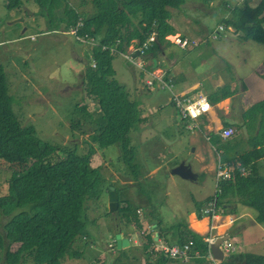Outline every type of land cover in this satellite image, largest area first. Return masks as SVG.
I'll return each mask as SVG.
<instances>
[{
  "label": "trees",
  "instance_id": "obj_1",
  "mask_svg": "<svg viewBox=\"0 0 264 264\" xmlns=\"http://www.w3.org/2000/svg\"><path fill=\"white\" fill-rule=\"evenodd\" d=\"M32 1L48 17V29L55 26L51 17L57 18L56 27L64 24V29L82 20L78 34L98 41L91 48L94 67L87 63L83 72L86 93L97 100L98 109L94 114L83 115V122L71 121L76 137L79 132L89 134L84 142L86 153L79 155L76 144L68 148L44 142L32 125H22L14 113L5 70L0 64V168L11 173L6 192L0 194V218L5 217L0 228V264H65L66 258L73 255V247L87 233L88 201L99 199L113 185L100 170L91 168L92 157L115 147L119 150L117 160L127 169H133L136 159L130 132L142 121L137 102L130 100L125 87L113 78L112 56L101 45L115 43L117 38L126 43L135 38L142 43L155 31L157 39L148 54L156 56L157 50H164L163 43L172 42L167 35L176 32L171 9H179L187 0H79L78 6L69 0ZM238 3L226 5L219 22L227 29L235 28L240 39L264 43V0ZM23 4L22 0H6L5 5L13 9ZM219 89L221 93L212 97L213 103L230 95L227 85ZM241 126L250 133L249 149L237 158L240 168L235 170L233 179L219 181L217 203L238 197L255 210L257 221L264 222V175L259 172L264 158V99L244 108ZM197 203L200 206L202 201ZM123 216L142 230L143 221L136 206L130 201L120 206L117 198L115 220ZM152 216L148 215L157 223L167 245L188 244L190 259L204 264L207 244L186 221L168 224L161 215ZM153 243V236L147 234L144 244L151 264L174 260L168 252L154 250ZM14 244L18 246L12 249ZM223 263L264 264V254L241 252L229 255Z\"/></svg>",
  "mask_w": 264,
  "mask_h": 264
},
{
  "label": "rangeland",
  "instance_id": "obj_2",
  "mask_svg": "<svg viewBox=\"0 0 264 264\" xmlns=\"http://www.w3.org/2000/svg\"><path fill=\"white\" fill-rule=\"evenodd\" d=\"M22 1L29 7V9H25L26 12H24V8L21 11L19 7L7 9L3 5V0H0V40H11L9 38L28 35L40 29L55 33L57 31L60 33L61 29H64L62 28L64 24L56 27L57 18L55 17H51L53 25L55 26H53V29H48V17L41 13L39 7L31 4V0ZM238 1L192 0L179 9H171L175 31H182L183 34L188 31V37H195L191 41L188 37H183L181 33H178L181 38H186L187 42L189 41V48L183 49L185 46L180 48V45L175 42V35L177 33L168 34L167 38L174 43H163L162 48H165L167 55L164 56L161 51L157 50L156 57L160 60V67L165 65L166 68L171 69L172 65H175L174 72H176L177 81L181 79L188 82L201 80V84L204 86L203 92L211 102L213 96L221 93V89L216 88V85L221 84L216 83L217 81L211 84L207 79L217 78L222 81V86L227 85L229 88H234L236 85L235 81H237L238 77V92H241V97L239 102L236 103L234 101L236 106L231 110V114L236 119L231 120L240 124L242 118L239 114L237 115V110L242 106L244 110V108L252 103L264 99V43L251 39H240L238 32L234 30L235 28L227 29L222 22H219L223 18V8L226 5L235 6ZM248 1L250 4H253L257 0ZM78 2L79 0H74L70 3L78 6ZM240 5H243V2ZM33 12H35L34 17H32ZM17 19H24V22L15 21ZM25 27H27V30L22 34L21 32ZM59 33L53 38L46 40L42 38V35L33 37L35 38L34 40L33 38L32 40L25 38L29 45L35 44V48L29 51V58L26 62L24 60L25 63L21 67H17V70L12 69L11 71L5 69V75L7 83L8 81L12 82L8 83L9 92L12 97V108L20 123L22 125H32L39 139L44 142L57 147L67 146L68 148H74L72 146L75 142H73L72 137H76V133L72 131L71 121L83 122L84 112L80 114V110L76 106L81 102H86V95L81 91L83 89L86 92V83L84 73L81 75V81L79 82L77 73L79 63L70 54V51L73 50L71 42L63 38V36H67L68 34ZM193 42L199 43V45H194L195 43L193 44ZM2 48L4 46H1ZM12 48L13 46H11ZM6 53L10 57L13 55L11 51ZM146 56H150V54ZM171 59H175L174 64H172L173 61ZM11 61L13 62L14 59H11ZM116 61L122 66V69H127L120 58H117ZM117 69H119V66H117ZM152 74H156V72L154 71ZM243 88H245L244 91H242ZM174 89L176 90V86ZM37 90H40V93ZM41 94L45 96L42 100L45 105L43 108L37 107L39 100L37 96H41ZM167 95L168 91H163L160 105L164 107L159 108L160 111H157V106L151 101L149 102V99L142 98L144 102L148 101V108L151 110V114L148 113L150 120L153 118L156 119L158 122V127H156L160 128L161 131L153 132V128H146L140 134L143 136V150L138 148V141L133 143V147L137 149L136 156L142 155L154 166L158 158L162 155L172 156L174 153L176 156L173 159V164L179 165L184 162L185 164L191 165L192 170L196 172V144H193L191 139H193L197 132L201 133L208 122L207 116H200L195 121L186 122L185 120H181L180 115H177L178 110H174L171 104L167 102ZM30 97L35 98V101L32 100L31 106L28 107L27 102ZM227 101L228 99L222 101L220 105ZM87 102L89 103L88 107H94L92 105L94 102L89 100ZM212 104L213 108H215L213 102ZM81 106L84 105H79L78 108H82ZM89 111L94 112V108ZM218 113L223 114L220 109ZM180 123H186L188 125L195 124V131L177 128L176 124L179 125ZM171 127L174 128V133H176L173 140L169 139V135L172 133ZM231 127H235L237 134L239 130L238 126L233 124ZM240 127L243 132V126ZM78 135L79 139L85 141L88 139L89 134L79 132ZM153 135L156 136V141L161 140L160 142L162 143L168 142L170 149L167 150L164 145L163 147H160L162 145H158L156 149L152 148L151 152H148L147 147L150 145ZM215 136L219 139L217 134ZM237 136L235 146L239 147L240 145V149H244V151L248 150L249 144L247 143V139H249V136L245 137L243 133L241 136ZM210 139V145L218 150L220 157L224 161L227 155L223 148V142L220 139V141L213 139L212 134H210ZM75 150L80 155L87 152V147L83 145L80 149ZM152 151H155L154 155ZM178 151L180 155H177ZM221 152H224V154H221ZM93 158L90 162L91 168L100 170L105 177L109 178L108 180L113 183L112 186L118 198L122 197V195H119L122 191L118 190L115 177L117 171L122 170L125 164H121L117 160L118 153H116V148L112 147L104 151H99V154H95ZM172 170H169V172ZM10 175V171L3 167L0 168V194L6 192V181L10 178ZM166 177H169V174L165 170H162L158 175L153 177L154 180L149 179L145 181L147 188L143 190L146 193L144 194L143 200L145 202L147 200L150 201L148 206L154 215H162L167 221L174 222L181 218L183 210L188 212L193 208L190 196L194 190H173V188L167 190L168 183ZM153 184L156 185L153 186ZM133 191H140V187L138 190ZM195 194H197V190ZM87 205L86 231L87 228L89 231L91 227L94 228L97 232L94 243L99 248H104V254L98 257L95 255L92 258L84 255L79 262H84V264H97L99 262L101 264H113L109 262L111 254L105 251L108 250L107 245L110 238L107 236V232L103 235L99 232L104 230V223L112 220L111 218H113L115 210L112 212L113 214L107 212L109 211L108 196L105 192L101 194L99 199H90ZM4 220L5 217L0 218V228ZM241 242V250L246 253L258 254L254 248L255 243L245 241V244H243L242 238ZM241 242L238 241L235 243L237 246H240ZM17 246L18 244L12 245V249H15ZM115 252L116 254H120L118 255L120 257L114 261V264H131V260L135 254L134 251L120 253L118 249H115ZM179 264H187V262L180 260ZM204 264L209 263L206 261Z\"/></svg>",
  "mask_w": 264,
  "mask_h": 264
},
{
  "label": "crops",
  "instance_id": "obj_3",
  "mask_svg": "<svg viewBox=\"0 0 264 264\" xmlns=\"http://www.w3.org/2000/svg\"><path fill=\"white\" fill-rule=\"evenodd\" d=\"M70 2L74 0H69ZM192 0H187L184 5H187ZM3 5L6 7V0H3ZM29 2V1H28ZM32 2V3H31ZM239 3L241 2L238 1ZM31 4L36 5L33 3V1H30ZM21 11L24 12L25 9H29L28 6L24 3L21 7H19ZM8 9V8H7ZM35 12L32 13V17H34ZM31 17V18H32ZM15 21H21L24 22V19H17ZM27 30V27H25L22 30V34ZM186 31L184 34L182 31H176L175 34L178 35V33L183 35V37H188ZM57 33H59L57 31ZM57 33L48 31L46 32L45 29H40L37 32L30 33L28 35H20L14 38L3 39L0 40V64L3 65L4 70L11 71L12 69L17 70V67H21L23 63L27 61L29 58V51L35 48V44L29 45L28 42H26L27 39L30 38L32 40L33 37L37 35H42L43 39H51ZM60 34V33H59ZM58 34V35H59ZM192 37V38H191ZM188 37L189 40H193L195 36ZM63 38H66L71 42L72 49L70 51V54L73 55L74 58H76V61L79 63L77 73L79 76V82L81 81L80 77L84 72L85 66L90 64L93 66L94 61L91 57V48L92 45L97 44L98 41L94 40L95 43H89L85 41L79 40L74 35H67L63 36ZM35 38H33L34 40ZM19 41V42H18ZM198 42V41H197ZM195 42H193L194 44ZM6 44H12V45H6ZM114 44V43H111ZM109 44V45H111ZM177 44V43H176ZM107 44H102L103 49H107ZM140 42H138L135 38H132L129 42H121V46L119 48V52H110L109 54L112 56L111 59V68L114 72L113 78L116 79L119 83H121L128 95L129 99L132 101L137 102V107L139 110V117L142 119V121H139L130 132L131 137V144L133 146V143L138 141V148L140 150H143L144 145L142 142L143 136L140 135L146 128H153L154 131H161L158 127V122L156 119L150 120V116H148V113L151 114V110L148 108V101L144 102L142 98L149 99V102L151 101L154 103L157 107V111H160L159 108H163L164 106L160 105V99L163 96V91H168V95L166 96L167 102L171 104L174 110L176 109V106L173 102V93L168 87H161L159 83L156 82L155 86H149L147 83V80L150 78H154L151 74L152 72H156L158 75H164V78L168 80H165L169 82L170 85H172V90L176 94H195L196 92H203L204 86L201 84V80H196L192 82L184 81V80H176V72H174L175 65H172L171 69H168L165 67V65H162V67L159 66L160 60L158 57L154 56L153 53L150 54V59L146 56H140L138 53ZM179 45V44H178ZM194 45H199V43H195ZM1 46H4V48L1 49ZM11 46L13 48L11 49ZM189 42L185 45V48H189ZM182 48V46H180ZM161 51V53L166 56L165 48ZM13 53L12 57H10L6 52ZM20 56H22L20 58ZM117 58H120L122 60L123 65L126 66L127 69H122V66L118 64L116 61ZM154 58H157V67L154 68ZM11 59H14L12 62ZM25 60V62H24ZM172 60V59H171ZM140 61H145V68L147 71H144L142 68H138V64ZM148 61H153L152 65H149ZM174 64L175 59L172 60ZM93 62V63H91ZM117 66H119V69H117ZM94 67V66H93ZM5 70V72H6ZM151 72V73H149ZM211 84L216 82L221 85H216V88H220L222 86V81L220 79H207ZM78 82V83H79ZM235 87L230 88V95L224 99L219 100L218 102L214 103L215 108H212L209 114H207V124L202 129L201 133H196L193 139H191V142L193 144H196L195 147V156H196V165L197 170L194 172L191 168V165H188L191 169L192 174L194 175V178L192 180L183 179L175 174H173V170L176 169L179 165L173 164V159L175 158V154L173 155H162L158 158L156 164L153 166L151 163H149L142 155V158L140 156H136V159L134 160V167L133 169H127L124 167L122 170L117 171V175L115 177L118 190L122 191L119 195H122V197L119 198V200H122L120 202V206H124L127 201H130L133 205L136 206L138 210V214L140 218H142L143 226L142 230H138V228L135 227L133 223L130 222L128 218L125 216L121 217L120 220H114V214L109 211L110 214H113L112 220L104 223V230L102 232H99L100 234H104L107 232V236L110 238V241L107 245L108 250H105L106 252H109L111 254L109 258V262H112L114 264L115 260H118L120 254H116L115 249H118L120 253H125L128 251H134V256L131 260V264H151V259L148 257V251L146 250V245L144 244V238H146L147 234H151L154 239V243L151 244V247L154 248L155 245H161L162 243H165L162 237L160 236V228L158 227L155 220H150L148 215H154L152 213L151 208L148 206L150 204V201L143 200L144 194H146L143 190L146 187L145 181L149 179H153L155 175H158L162 170H165L166 173L169 174V177H166L167 183H168V189L173 188V190H194V194L192 193L191 198V205H193V208H191L190 211L186 212L183 210L181 214V218L179 220H184L187 222L188 226L193 230L194 232L198 233L203 237L208 230L210 218L208 215L203 214L202 212V206L206 202L205 200L209 198L212 194H214L215 191H218V183L216 180V170H217V164L218 160H220L221 163L227 164L230 167L235 166V161L237 158L240 157L241 154H243L244 149H240L239 147L235 146V140L237 135H243L245 137L249 136L250 133L245 129L243 126V132L241 123L238 124L235 121L231 119H236L233 114H231V110L234 109L236 106L235 102H239L240 100V94L241 92H238V77ZM8 83H12L8 81ZM176 86V90L174 87ZM245 88H243L242 91H244ZM40 93V90H37ZM82 93L86 95L85 101L81 102L76 106L77 109L80 110V114L84 112V116H87L89 114H94L97 112L98 109V103L96 99L91 98L88 96V94L81 89ZM205 94V93H204ZM219 95V94H218ZM207 97V96H206ZM39 98L37 107L43 108L45 105L42 102V100L45 98L44 94H41V96H37ZM208 98V97H207ZM35 99V98H34ZM33 97H30L27 106H31L32 100L35 101ZM228 99V101L224 104H221L222 101ZM235 99V100H234ZM94 102L92 105L94 107H88L89 103L87 101ZM209 100V99H208ZM210 101V100H209ZM235 101V102H234ZM211 102V101H210ZM212 103V102H211ZM241 103V102H240ZM239 103V104H240ZM79 105L82 108H78ZM94 108V112H90V109ZM242 108V109H241ZM89 109V110H88ZM219 109L222 110L223 114H219ZM242 112H243V106L240 107L237 110V115L239 114L242 118ZM177 115L179 116L178 112ZM180 117V116H179ZM228 118V119H225ZM188 122V121H186ZM238 126L239 130L237 134L234 137H231V139L223 142V148L225 149L226 157L223 161L222 158L219 156L218 150L214 148L212 145H210V134H212L213 139H217L215 136L217 134V131L225 126H231V125ZM157 126V127H156ZM160 126V125H159ZM177 128H181L187 131H195L194 128H189V125L186 123H180L177 125ZM235 128V127H234ZM200 129V127H199ZM134 130V131H133ZM76 133L77 131L74 130ZM133 131V132H132ZM171 134L169 135V139H174L176 133L174 128L171 127ZM156 136L153 135L150 145L147 147L148 152H151L152 148L156 149V146L162 145L160 147H164L169 150L170 145L169 143L165 142L162 143L160 141H156ZM219 137V136H218ZM220 139V137H219ZM217 139V140H219ZM244 139V137H243ZM74 145L76 144L79 147H83L85 145V141L79 139V137H75V139H72ZM140 141V142H139ZM220 141V140H219ZM237 147V148H236ZM248 148V147H247ZM238 149V152H237ZM194 150V149H193ZM119 150L116 149V153H118ZM135 151L137 152V149L135 148ZM155 151H152V154L154 155ZM245 152V151H244ZM161 154V153H160ZM221 154H224V152H221ZM137 155V154H136ZM177 155L179 154V151L177 152ZM94 158L92 157L91 161ZM122 164V163H121ZM173 169L169 172V170ZM241 173H244L243 170H240ZM259 172L260 174L264 175V158L260 161L259 165ZM107 178V177H106ZM109 179V178H107ZM154 180V179H153ZM156 184H153L155 186ZM140 187V191H133L138 190ZM197 190V194H195V191ZM208 190V191H206ZM118 198V196H117ZM198 201H202V204L199 206ZM205 201V202H204ZM222 207V211L218 214V217L215 219L216 224V232L218 234V238H225V236H229L230 238H233L234 241L237 243L238 241L241 242V238L243 240V244H245V241H249L251 243H255L254 248L256 249L257 253L264 254V222H259L255 218V210L245 205L241 202V199L238 197H229L225 199V202L222 204H219ZM200 207L201 214H198V210ZM229 215L235 216V221L230 222L228 219ZM162 216V215H161ZM153 217V216H152ZM163 217V216H162ZM164 221L168 224L172 223L166 220L164 218ZM178 221V220H176ZM175 222V221H174ZM94 225V224H93ZM92 225V226H93ZM105 231V232H104ZM116 233H120L122 237H125L129 240L127 246L119 248H116L115 246V239L114 235ZM95 234L97 232L94 230V228H90V231L87 228V233L85 236H83L78 243L73 247V255L66 258L65 264H84V262H79L81 260V257L84 255H88L89 258H92V256L97 255L101 256L104 254L103 249L99 248L95 245L94 239ZM101 235V236H102ZM237 235V236H236ZM112 244V246L110 245ZM221 248V247H220ZM242 249V242L240 246H237V248L229 253L228 255L224 256L223 260H226L228 256H233L234 254L244 252ZM155 250V249H154ZM211 250V248H210ZM101 253V254H100ZM212 253V252H211ZM213 255V254H212ZM214 257V256H213ZM174 260L172 262H168L167 264H179L180 260L187 262V264H196L195 261L190 259V256L188 254V257L186 259H180L173 257ZM223 260H219L223 262ZM209 261L206 259L205 256V262ZM97 264H101L100 262Z\"/></svg>",
  "mask_w": 264,
  "mask_h": 264
},
{
  "label": "built area",
  "instance_id": "obj_4",
  "mask_svg": "<svg viewBox=\"0 0 264 264\" xmlns=\"http://www.w3.org/2000/svg\"><path fill=\"white\" fill-rule=\"evenodd\" d=\"M82 26V21L78 20L77 23L74 26H70L67 29H61L60 33L68 34V35H74L79 40L89 42V43H95L94 38L88 37V35H79L78 30ZM175 42L179 44L180 46H185L188 42L186 38H181L179 35H175ZM157 39V32H152L150 36L140 43L138 48V53L140 56H146L148 54V51L150 50L151 46L153 45V42ZM122 40L119 38L116 39L114 44H111L107 46V48L110 50V52H119V48L121 46ZM149 65H152L151 61H148ZM145 61H140L138 64V68H142L144 71H147L145 68ZM94 66V64H93ZM151 73V72H149ZM153 73V72H152ZM151 73V74H152ZM154 78H150L147 80V83L149 86H155L156 82L159 83L161 87H168L172 93H173V102L176 106V109L178 110V113L180 115L181 120L185 121H195L200 116H207L212 108V103L208 100L206 95L202 92H196L195 94H176L172 90V85H170L165 79L164 75H158V74H152ZM195 127V124L189 125V128ZM236 134V129L231 126H225L220 128L217 131V135L220 137V140L227 141L231 139ZM220 156V153H219ZM235 166L230 167L227 164H223L218 160L217 164V170H216V180L217 182L222 180H231L234 177L235 170L237 168H240L239 160L237 159L235 161ZM216 192L212 194L206 201V203L202 206V212L203 214L208 215L210 218L209 226L207 233L202 237L204 242L207 244L208 252L206 254V259L209 261V264H226L218 259L214 258L210 246L212 243L215 242V240L218 238V234L216 232V224L215 219L218 217V214L222 211V207L217 203V195ZM228 219L230 222L235 221L234 215H229ZM191 244V242H190ZM112 246V244H110ZM221 250L223 252V255L226 256L229 253L233 252L237 245L233 238H230L229 236L223 240L221 244ZM154 249L156 251L162 250L165 252H168L171 257H179L182 259H186L188 257V252L190 250V246L188 244H185L183 246H169L165 243H162L161 245H155Z\"/></svg>",
  "mask_w": 264,
  "mask_h": 264
},
{
  "label": "water",
  "instance_id": "obj_5",
  "mask_svg": "<svg viewBox=\"0 0 264 264\" xmlns=\"http://www.w3.org/2000/svg\"><path fill=\"white\" fill-rule=\"evenodd\" d=\"M154 68L157 67V58H154ZM173 174L187 180H192L194 178V175L191 172V169L188 165H185L184 163H181L176 169L173 170ZM108 209L110 212L114 211L117 207V194L114 190V187L112 185L109 186L108 192ZM228 236H225V238H217L214 243L211 244V252L214 256V258L218 260H223V252L220 248L222 242L224 239H226ZM115 239V246L116 248H119L120 246L125 247L127 246L129 240L125 237H122L120 233H116L114 235Z\"/></svg>",
  "mask_w": 264,
  "mask_h": 264
}]
</instances>
